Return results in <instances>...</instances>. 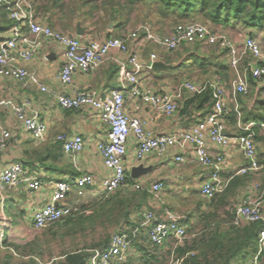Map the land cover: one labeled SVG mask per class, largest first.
I'll return each mask as SVG.
<instances>
[{"label": "built area", "instance_id": "1", "mask_svg": "<svg viewBox=\"0 0 264 264\" xmlns=\"http://www.w3.org/2000/svg\"><path fill=\"white\" fill-rule=\"evenodd\" d=\"M0 8L6 11L7 18L12 22L11 28L0 42V77L17 83L28 82L41 93H48L38 77L20 65L31 61L34 52L40 47V38L57 44L62 49L63 63L58 72L61 86L71 85L76 73L88 74L98 70L110 61L116 66L118 88L109 92L75 91L72 94H56L55 99L62 110L90 109L98 113L99 119L108 128L107 139L96 146L108 176L102 181V190L110 196L117 189L127 187L131 191L145 192L152 201L160 204V213L152 208L142 212V227L152 247H160L165 242L171 244L169 264H181L183 259L193 256V252L182 258H175L173 252L183 246L187 240V217L164 206L159 198L164 185L161 181L144 185L129 184L125 175L123 157L126 155L129 139L132 138L135 149L134 156L143 160L154 154L165 156L175 150L179 153L189 152L196 162L210 170L209 177L200 185L199 194L207 200L223 193L229 180L221 177L224 158L221 154L211 155L209 145L226 147L236 146L243 157V165L233 174L236 176H257L262 170L259 154L254 142V134L250 127L255 124L241 125L239 121L235 97L248 94L249 77L257 85H264V50L257 39L245 35L240 43H235L226 35L198 22L180 23L168 34H157L146 24H140L119 37L103 40H81L80 37H69L67 34L54 30L51 26L36 20L30 0H0ZM33 36L30 39L22 33L23 29ZM141 41L153 46L154 52L147 59L136 49ZM183 45L216 46L229 58V66L233 73L230 84L234 110L237 115V127L242 132L234 136L225 135L224 120L230 115L228 93L219 79L205 80L200 83L184 80L170 93L159 94L142 86V73L150 72L157 61L156 51L172 53ZM247 62L243 69L241 65ZM210 91L212 100L211 112L199 118L186 129H177L169 135H154L146 128V122L138 118H130L124 113L126 99L138 100L141 105L161 113L164 117L173 118L178 114L177 101L182 93L201 94ZM139 107V106H138ZM7 110L18 122L21 131L35 143L46 142L47 127L37 113L30 108L27 100L15 102L12 99L0 98V111ZM264 137V123L256 125ZM13 138L11 131L0 127V151L7 147ZM61 151L71 162L74 169L80 171L78 155L84 148L81 135L58 134L53 139ZM182 156L176 155L175 161L181 162ZM81 172V171H80ZM94 183L93 176L81 172L76 178L55 181L51 184L50 202L35 211L33 227L37 231L45 230L52 225L78 213L77 207H59L57 204L72 189H83ZM23 184L31 192H38L42 187L41 180L27 172L21 163H12L0 170V198L6 187ZM252 191L243 197L236 207L229 224L233 227H244L258 224L257 249L246 264H259L264 255V187L259 181L251 185ZM138 231L131 233L112 234L107 245L102 249L87 251L86 264H122L128 257L131 245ZM3 235L0 234V242Z\"/></svg>", "mask_w": 264, "mask_h": 264}, {"label": "crops", "instance_id": "2", "mask_svg": "<svg viewBox=\"0 0 264 264\" xmlns=\"http://www.w3.org/2000/svg\"><path fill=\"white\" fill-rule=\"evenodd\" d=\"M34 15L37 21L47 24L54 28L52 12L48 2L44 0H30ZM42 1L41 5L38 3ZM82 1V0H79ZM65 5L67 0L64 1ZM69 6L68 11L61 14L62 21L57 25L63 33L76 36V26L82 29L81 40L97 39L103 40L111 37H119L122 33L132 30L131 24L121 31L115 29L113 23H108L102 19V13L99 17L95 14L88 16L87 11H81L82 8L73 10ZM112 25V26H110ZM172 28H168L160 34H168ZM221 34L231 38L235 43H240L242 38L248 34V31L241 30L240 33L233 32L239 30V27H214ZM234 30V31H233ZM22 33L33 39L27 29ZM259 42V39H257ZM40 47L34 52L32 59L28 63L20 65L29 72L34 73L40 82L47 87L48 93H41L28 82L17 83L9 79L0 77V98L12 99L15 102L27 100L30 108L37 113L39 118L46 124L47 136L46 142L39 146L33 144L29 136L21 131L14 124L18 123L10 111H0V127L9 130L13 138L9 141L6 148L0 151V170L12 163H23L24 169L32 176L38 177L42 182V187L38 192H29L23 184L6 187L0 198V234L2 240L15 245H26L35 241L36 233L39 232L33 227V215L35 211L47 205L51 199V184L55 181L68 180L76 178L81 172L91 174L94 183L83 189H72L57 205L59 207H77L78 213L81 208L94 206L106 197L102 190V181L108 176V171L102 164L101 157L97 151V144L107 139L108 128L99 119L98 113L90 109L62 110L59 108L55 95L72 94L75 91H100V93L109 92L118 88L116 81V66L110 61L106 62L98 70L88 74L76 73L72 83L63 87L58 82V72L63 63L62 49L55 43H51L44 38H40ZM136 49L144 59H147L149 53L154 52L153 46L141 41L136 44ZM194 48V49H193ZM202 50V51H200ZM158 58L156 62L162 63L166 68L158 71L142 73V86L150 91L165 94L170 93L183 80L195 81L200 83L205 80L219 79L228 93V102L230 105V115L224 120L225 135L234 136L241 134L237 127V115L235 116L234 101L231 96L230 84L233 80V73L229 66V58L225 52L214 46H195L185 45L180 47L174 53L164 54L156 51ZM198 58H202L198 60ZM201 62L207 64L200 68ZM200 63V64H199ZM168 66V67H167ZM248 94L245 96L237 95L239 121L241 125L255 124L250 127L254 134V142L258 149L261 164H264V137L261 130L256 126L261 124L259 116H263L259 109L261 103L264 105V85H257L254 82L249 84ZM40 94H44L43 96ZM191 93L184 91L182 97L177 101L178 114L173 118L164 117L161 113L152 110L148 106L141 105L136 100L126 99L124 102V113L130 118H138L146 122V128L154 135H169L177 129H186L199 118L204 117L211 111L212 106H208L207 112L201 114H192L190 118H185L181 111L184 109V103ZM139 106V107H138ZM263 107V106H262ZM190 109V107L188 108ZM204 115V116H203ZM235 116V119L232 117ZM190 120L186 127L183 123ZM19 129V130H18ZM58 134L81 135L84 139V148L78 155L77 161L80 171L73 168L66 155L58 151L53 139ZM135 145L133 139H129L126 155L123 157L125 175L129 184L140 183L149 185L161 181L164 185L159 194L161 203L176 213H182L187 217L186 232L198 222H202L204 217L209 214L222 215L226 207L216 210L215 205H209V200L199 194L200 185L209 177L210 170L200 166L193 155L188 150L182 154L178 151H171L165 156L158 157L150 155L143 160H137L134 156ZM211 155L221 154L224 158V165L221 168V177L229 182L234 178V172L243 165V157L239 149L234 145H228L224 148L215 145H209ZM182 156L181 162L175 161L176 155ZM58 155V156H57ZM47 157L44 163H40L38 157ZM141 167L142 170L137 177H131L133 170ZM246 184L243 188H237L235 197L229 200L231 206L233 202L238 207L243 197L252 191V183L259 181L261 187H264V168L257 176H247ZM144 193V194H143ZM121 200H126L125 208L129 215L126 219H119L116 233H131L137 230L128 257V260L138 261L142 249L153 248L146 236L145 228L142 227V212L147 208H152L156 213H160V204L152 201L151 197L145 192L136 193L127 187H121L115 191ZM107 198V197H106ZM11 203L14 205L12 215L6 213L4 205ZM235 207V208H236ZM81 210V211H80ZM125 210V209H124ZM80 211V212H79ZM80 214V215H82ZM264 214V204H263ZM64 221V220H63ZM166 249H163L164 246ZM157 247L162 254L170 253L171 244L164 243ZM82 250L77 248L64 253H73ZM60 257V256H59ZM58 259V258H57ZM53 259L50 262L57 260ZM122 263V264H124Z\"/></svg>", "mask_w": 264, "mask_h": 264}, {"label": "trees", "instance_id": "3", "mask_svg": "<svg viewBox=\"0 0 264 264\" xmlns=\"http://www.w3.org/2000/svg\"><path fill=\"white\" fill-rule=\"evenodd\" d=\"M64 1L47 0L50 8L57 10L60 14L66 7ZM84 4L89 8L88 16H92L94 11H99L102 13L103 20L113 23L115 29L121 31H125L124 29L130 24L135 26L146 24L153 32L160 34L180 23L204 22V25L212 28L239 26L248 31L247 35L255 39L264 35V0H91ZM11 26L12 22L7 18L6 11L0 8V42ZM245 64L246 62H243L240 68L243 69ZM199 66L202 68L207 64L201 62ZM248 79L249 84L253 83L250 77ZM262 104L258 107L262 108L263 116H259L258 120L264 123V105ZM210 105L212 106L210 91L205 90L199 95L191 94L186 99L181 113L185 118H190L192 114L207 112ZM235 116L232 119H235ZM32 143L35 142L32 141ZM41 144L43 143H35V146ZM56 146L55 148L59 151V145L56 144ZM46 159V156L37 158L40 163H44ZM261 160L260 157L259 161ZM261 166L264 168V164ZM245 177L247 176L234 177L223 193L209 200V205H215L216 210L227 205L228 208L224 210V213L229 214V221L221 220L223 215L209 214L204 217L205 224L201 236L192 241V246L187 247L186 240L183 246L173 252L176 259L184 257L189 252L194 253L193 256L183 259L181 264H246L254 255L257 249L259 225L250 224L238 228L229 224L233 207H230L228 199L235 197L237 188L245 186ZM106 197L94 206L82 207V212L85 211L83 214L80 213L82 215L76 213L64 219L63 222L65 224L92 223L94 219H98L101 224L112 220L115 225H118L119 219L124 220L129 215L128 209L125 208L127 201L121 200L115 192ZM106 245L107 241L95 247L103 246L104 248ZM156 249L157 247L150 250L142 249L143 254L138 261L130 259L124 264H157V254L154 253ZM2 250L5 254L0 255V264H40L37 259L41 253L36 241L26 245H15L4 239L0 242V254ZM89 250L92 249L84 248L73 253H62L57 260L49 264H86ZM259 261V264L264 262V255Z\"/></svg>", "mask_w": 264, "mask_h": 264}, {"label": "rangeland", "instance_id": "4", "mask_svg": "<svg viewBox=\"0 0 264 264\" xmlns=\"http://www.w3.org/2000/svg\"><path fill=\"white\" fill-rule=\"evenodd\" d=\"M45 1H47V0H45ZM89 1H91V0H82V1L67 0L66 3H68V4H66L64 11L67 12L69 6L74 7L73 10L81 7L82 8L81 11H87V10H89V8L84 3L89 2ZM38 3H40V5H41L42 1H39ZM43 3H44V0H43ZM64 11L62 13H64ZM99 13H100L99 11L93 12V14H95L98 17H99ZM61 14L57 10H55L54 12H52V16H50L52 18V20H53L52 22L54 24L53 29L58 30L60 32H62V30L58 29L59 27L56 25H57V22L59 23V19H62ZM131 25H132L131 26L132 29L134 27H136L135 24H131ZM237 27H239V26H237ZM209 28L213 29L214 31H217L216 29H214L212 27H209ZM241 30H243V28L239 27V30H235V32H233V34L234 35L236 33L238 34V33H240ZM258 39H259V42H260L262 49L264 50V35H262L261 37H258ZM183 46H185V45H183ZM197 48H198V46H195V49H197ZM200 51H202V50H200ZM161 52L164 54H167V52H165L163 50H161ZM200 59H202V58H198V60H200ZM245 62H247V59H246V61H244V63ZM40 95L43 96L44 94H40ZM3 111H7V110H3ZM14 126L18 127V123L16 124V122H15ZM233 203H234L233 204L234 206H232V207H233V213H234L236 210L235 207L237 206V204H235V202H233ZM88 205H90V203L85 204L86 207ZM230 207H231V204H230ZM14 209H15L14 205L11 203H6L4 205V210L6 211V213H8L10 215H12ZM180 214H182V213H180ZM182 215H184V214H182ZM222 215H223L222 216L223 218L221 220L229 221V216H228L229 214L223 213ZM94 221L92 223H88V222L76 223L75 222V223H68V224H65L63 221H61L59 223L52 225L51 227H49L45 230L37 232L36 236L34 238H35L36 244L38 246V249L41 253V256L37 259L39 261V263L40 264H49L51 260L59 258V256L62 253L72 251V250H75L77 248L101 249L103 246H99V247H95V246L101 245V244L103 245V243L105 241L108 242L111 235L116 233L118 225H115L114 221H112V220H111V222H108V221L104 222V224L99 223L98 219H94ZM204 224H205V221L204 222L203 221L198 222L194 226L191 227L192 229L188 230V232H187L188 238L186 241L187 247L192 246V241L201 236V232L204 228ZM166 248H167V246L163 247V249H166ZM1 252H2V254H0V255L5 254L4 250H2ZM154 253L157 254V259H158L157 264H169V262H170L169 253L168 254L167 253L162 254L161 252H159V250H156ZM262 264H264V262Z\"/></svg>", "mask_w": 264, "mask_h": 264}, {"label": "water", "instance_id": "5", "mask_svg": "<svg viewBox=\"0 0 264 264\" xmlns=\"http://www.w3.org/2000/svg\"><path fill=\"white\" fill-rule=\"evenodd\" d=\"M110 26H112V25H110ZM76 30H77V32H76L75 35H76L77 37H81V36H82V29L80 28L79 25L76 26ZM68 36H69V37H74L73 34H70V35H68ZM167 67H168V66H167ZM164 68H166V66L163 65L162 63H159V62H155V63L152 65V70H154V71L162 70V69H164ZM189 122H190V120L185 121V122L183 123L182 126H183V127H186V126L188 125ZM141 170H142L141 167H139V168L133 170L132 173H131V177H134V178L137 177Z\"/></svg>", "mask_w": 264, "mask_h": 264}]
</instances>
